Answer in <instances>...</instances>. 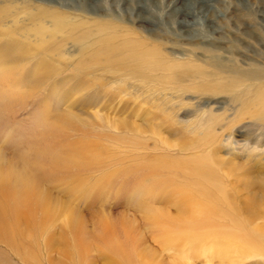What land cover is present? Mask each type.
<instances>
[{"label": "bare ground", "instance_id": "1", "mask_svg": "<svg viewBox=\"0 0 264 264\" xmlns=\"http://www.w3.org/2000/svg\"><path fill=\"white\" fill-rule=\"evenodd\" d=\"M222 1L0 0V16L18 18L19 22H11L13 29L24 21H35L25 24L27 26L24 29L26 32H34L42 51L61 56L70 55L64 60L74 62L75 68L83 76L86 73L90 81H98L89 84L90 81L81 80L77 89L89 90L110 80L106 75L114 73L129 80H142L146 84L149 81L170 84L172 89H177L175 92L185 87L178 96L186 95L191 90L214 95L212 99L221 94H229L240 106L239 115H249L255 119L254 125L260 127V134L252 133L249 140L263 147L264 66L259 68L235 49H226L215 43L212 36L222 33V28L210 16L215 13L214 5ZM36 2L40 5H34ZM236 2L239 4L240 0ZM107 5L111 11L114 6H119L125 15H134L147 28L149 38L168 41L165 37L171 38L172 35L187 42L185 44L189 45L191 53L167 51L156 43L139 40L118 19L103 21L95 18L102 9L106 16L110 14ZM160 6L161 10L158 9ZM60 8L82 12L93 16V19L76 18ZM239 10L242 11L241 8ZM254 13L259 16L260 22H264V5ZM252 23L242 22L243 28H253ZM4 29L9 33L12 31L6 25ZM22 51L19 49L5 58L19 63L20 58L25 56ZM98 71L102 75L96 74ZM56 72L47 66L40 75L49 76ZM121 82L126 84L128 79H121ZM150 85L146 91L142 90L143 94H150L151 90L159 91L155 86L150 88ZM134 87L133 91L127 89L124 93L130 96L137 94L139 89ZM161 93L160 90L158 94ZM98 95L97 90H94L89 96ZM160 106L156 103L148 107V110L160 116L173 110ZM73 115H60L54 129H77L87 125L77 122V116ZM97 116L102 122L108 123L107 117ZM240 119L236 117L230 121L233 123L230 127L233 128ZM225 120L226 117L216 112L203 113L187 129L188 133L196 134V140L192 143L196 148L216 143L210 150L201 151L199 155L181 161L156 160L141 172V177L152 176L150 181L144 182L142 179L136 186L137 193L146 198L139 204V210L143 212L142 219L151 230V238L159 243V253L172 251V261L158 259L157 252L147 244L142 247L143 238L124 216L114 220L108 214H103L94 224L95 229L90 232L85 229L83 218L76 209H71L65 221L67 235L61 236V239L68 241L69 248L59 243V250L65 258L55 260L54 264H92L88 255L91 247L105 253V264H192L190 258L198 254L231 261L233 258L230 253L233 252L250 256L264 255V224L257 222L263 217L260 213H264V149L259 153L250 152L244 162H236L237 156L234 155L229 158L220 155L224 146L218 141L217 129L219 125L223 128L229 124L225 125ZM152 131L158 132L157 129ZM81 152V149L76 151L70 148L64 151L41 149L32 156L11 158L12 154L6 158L0 150V194L4 200L0 201V242L5 243L22 261L26 260V264H39L36 252L39 249L38 239L42 240L44 249L48 251L57 244L47 225L52 224L66 207L71 206L54 197L51 184L60 179L71 180L80 172L103 167L100 149L92 151L87 148ZM95 188L88 190L87 194L90 192L88 195H92ZM158 201H161V206L155 207ZM170 206L175 207V213L168 211ZM27 240H32L28 247Z\"/></svg>", "mask_w": 264, "mask_h": 264}, {"label": "rangeland", "instance_id": "2", "mask_svg": "<svg viewBox=\"0 0 264 264\" xmlns=\"http://www.w3.org/2000/svg\"><path fill=\"white\" fill-rule=\"evenodd\" d=\"M34 5L40 4L36 2ZM261 5H264V0H240L239 4L236 0H223L222 3L214 5L217 16L214 12L210 16H213L215 24L222 28V33L212 36L215 43L226 49H235L240 55L243 54L252 60V63L259 68L264 66V22H260L259 16L254 12L259 10ZM108 7L107 5V9ZM161 7L158 9L161 10ZM240 8L242 11L239 10ZM243 8L246 9L243 10ZM60 9L76 18L93 19V16L82 12ZM105 13L102 9L99 11V16L95 18L103 21L118 19L119 23L127 27L128 32L133 31V37L139 40L156 43L167 51L191 53L189 45L185 44L187 42L178 40L172 35H170L171 38L165 37L168 41L163 39L155 41L154 38H149L147 28L142 26L134 15H125L119 6H114L109 15L106 16ZM0 17V61H2L0 62V150L4 152V156L6 158L12 154L11 158L20 155L32 156L41 149L64 151L70 148L76 151L81 149L84 152L88 148L92 151L100 149L102 152V154L100 152L103 161L101 169L80 172L79 177L76 176L71 180L60 179L51 184L54 197L71 206L66 205L68 206L66 210L52 221V224L47 225L57 244L48 251L44 249L42 240L38 239L39 249L37 248L36 252L39 255V264H54L55 260H64L65 256L59 250V243L62 247L64 245L69 248L68 241L61 239V236L67 235L65 221L71 209H76L75 211L83 218L85 229L90 232L95 229L94 224L103 214H108L114 220L124 216L133 223L138 235L143 238L142 247L147 244L146 246L157 252L158 259L172 261L174 255L172 251H165L160 256L159 243L151 238V230L142 219L143 212L139 210L146 198L137 193L136 186L142 179L146 182L152 177L151 175L141 177L143 168L151 166L156 160L181 161L213 148L216 143L196 148L194 144L192 145L196 140V134L187 132L190 125H194L203 113L208 112L223 115L226 117L225 125L229 123L223 128L219 125L217 129L218 141L224 146L220 155L225 158L234 155L237 156L236 162H244L249 154L259 153L264 149V146L249 140L252 138V133L260 134V127L254 125L255 119L249 115H239L240 106L232 100L231 95L226 93L216 96L215 99L211 98L214 95L195 93L192 90L186 95L178 96L185 87L180 89V92H175L177 89H172L173 86L170 84H162L158 81H149L146 84L142 80H129L127 77L117 76L114 73L106 75L110 80L97 84L89 90L77 89L81 80L90 81L86 73L83 76L81 71L75 68L74 62L64 60L70 55L64 54L62 58L59 54L40 49L37 44L38 37H35L34 32H26L24 29L27 26L25 24H32L35 21H24L13 29L11 24L19 22L18 18L10 15ZM247 17L248 19H245ZM242 22H253V28H243ZM112 23L118 24L114 21ZM259 23L262 25L259 26ZM4 25L12 31L7 32ZM252 25L250 24V27ZM169 30L174 31L172 28ZM54 45L50 47L54 48ZM19 49L23 50L21 53L25 52V56L20 58L21 62L6 60L5 56L18 52ZM47 66L57 72L49 76L40 75ZM90 71L94 72V70ZM121 79H128V83L121 82ZM91 81L89 84L98 83L96 80ZM149 84H152L150 88L155 86L162 93L158 94V90H151L150 94H143L142 90L146 91ZM133 87L139 89L137 94L130 96L127 92L124 93L127 89L133 91ZM94 90H97L99 95L89 96ZM156 103L161 105V108L168 107L173 110L164 116L154 114L153 111L148 110V107ZM216 106L220 108L217 109ZM65 113L76 115L79 117L75 118L77 122L81 121L87 125L77 129L60 126L54 129L57 118ZM95 114L107 117L108 123L99 120ZM236 117L241 119L232 128L230 125L232 126L233 123L230 121ZM153 129H157L158 132L153 133ZM239 133L242 136H239ZM97 147L100 148L97 149ZM94 187H96L94 193L88 195L90 192L87 194V191ZM0 199L4 202L1 194ZM154 205L161 206V201ZM175 210L174 206L168 207L170 213H175ZM260 214L263 217L257 222L264 224V213ZM30 241L32 240L26 241L27 247L30 246ZM92 248L95 252L91 250ZM96 250L95 247L89 250L88 255L92 264H105L106 261L103 259L105 253ZM230 257L233 258L232 261L223 260L218 256L198 254L190 258V261L192 264H264V255L250 256L233 252L230 253ZM25 262L27 261H22L5 243L0 242V264H26Z\"/></svg>", "mask_w": 264, "mask_h": 264}]
</instances>
